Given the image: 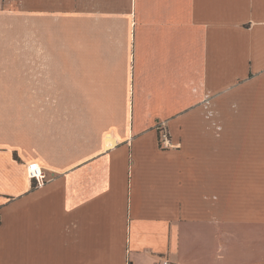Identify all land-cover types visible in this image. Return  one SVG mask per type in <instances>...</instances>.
Returning a JSON list of instances; mask_svg holds the SVG:
<instances>
[{
	"label": "crops",
	"instance_id": "obj_1",
	"mask_svg": "<svg viewBox=\"0 0 264 264\" xmlns=\"http://www.w3.org/2000/svg\"><path fill=\"white\" fill-rule=\"evenodd\" d=\"M163 258L264 264V0H0V264Z\"/></svg>",
	"mask_w": 264,
	"mask_h": 264
},
{
	"label": "built area",
	"instance_id": "obj_2",
	"mask_svg": "<svg viewBox=\"0 0 264 264\" xmlns=\"http://www.w3.org/2000/svg\"><path fill=\"white\" fill-rule=\"evenodd\" d=\"M159 130H160V146L161 148L164 149H171L173 148L174 145H172L170 137H169V131L163 124L159 125ZM27 174L30 180L35 181L37 185H42L45 179V173L41 166H39L38 163H31L27 167ZM156 264H176L168 259H162L160 262Z\"/></svg>",
	"mask_w": 264,
	"mask_h": 264
},
{
	"label": "rangeland",
	"instance_id": "obj_3",
	"mask_svg": "<svg viewBox=\"0 0 264 264\" xmlns=\"http://www.w3.org/2000/svg\"><path fill=\"white\" fill-rule=\"evenodd\" d=\"M14 22V21H13ZM15 23V22H14ZM20 29L23 30L24 34L22 36V41H23V45H29L30 42V36H29V30H30V25H29V21H21L19 23V27ZM11 80L16 83V73L13 70H8L7 72V92H11V87L9 86V82H11Z\"/></svg>",
	"mask_w": 264,
	"mask_h": 264
}]
</instances>
